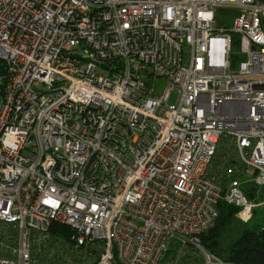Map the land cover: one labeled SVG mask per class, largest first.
Masks as SVG:
<instances>
[{
    "label": "built area",
    "instance_id": "built-area-1",
    "mask_svg": "<svg viewBox=\"0 0 264 264\" xmlns=\"http://www.w3.org/2000/svg\"><path fill=\"white\" fill-rule=\"evenodd\" d=\"M222 200L264 207V0H0V264H229Z\"/></svg>",
    "mask_w": 264,
    "mask_h": 264
},
{
    "label": "trees",
    "instance_id": "trees-1",
    "mask_svg": "<svg viewBox=\"0 0 264 264\" xmlns=\"http://www.w3.org/2000/svg\"><path fill=\"white\" fill-rule=\"evenodd\" d=\"M244 189L249 195L248 197H253L247 186ZM218 210L219 217L215 226L200 237L204 248L213 254L219 255L229 264H264V227L260 230L244 229L230 246L224 248L223 242L225 240L220 242L217 236L211 233L217 227L228 228L237 222L244 223L236 217L238 208L228 205L224 200L219 202Z\"/></svg>",
    "mask_w": 264,
    "mask_h": 264
},
{
    "label": "rangeland",
    "instance_id": "rangeland-1",
    "mask_svg": "<svg viewBox=\"0 0 264 264\" xmlns=\"http://www.w3.org/2000/svg\"><path fill=\"white\" fill-rule=\"evenodd\" d=\"M148 84L151 87H154L156 91H163L164 88L167 86V81L158 79L157 81H154L153 79H147ZM178 95L177 92H172L170 97V104H175L177 101ZM262 200V195L260 194L259 198H257V201ZM223 222V221H222ZM243 223V222H242ZM236 225V226H235ZM264 227V207H259L254 214L253 219L249 223L241 224L240 222H237L236 224L227 227H217L216 230H214L211 234L216 235L217 239L221 241L225 240L223 242V247L226 248L227 246H230L236 238H238L244 229H250V230H260Z\"/></svg>",
    "mask_w": 264,
    "mask_h": 264
}]
</instances>
